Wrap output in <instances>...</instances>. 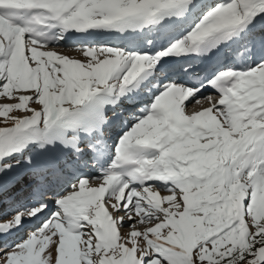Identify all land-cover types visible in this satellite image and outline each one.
I'll return each mask as SVG.
<instances>
[{"label":"snow or ice","instance_id":"obj_1","mask_svg":"<svg viewBox=\"0 0 264 264\" xmlns=\"http://www.w3.org/2000/svg\"><path fill=\"white\" fill-rule=\"evenodd\" d=\"M0 99V264H264V0H0Z\"/></svg>","mask_w":264,"mask_h":264},{"label":"bare ground","instance_id":"obj_2","mask_svg":"<svg viewBox=\"0 0 264 264\" xmlns=\"http://www.w3.org/2000/svg\"><path fill=\"white\" fill-rule=\"evenodd\" d=\"M100 40H103V41L105 42L104 38H100ZM112 42H114V43H119V41H112ZM69 43H72V42H69ZM52 50L57 51V52H60V53L65 54V55H68V56H78V55H74V54H72L71 52H72V51H75V50H71V49L55 48V49H52ZM73 58H74V57H73ZM75 58H76V57H75ZM205 94L207 95L208 92L206 91ZM206 105H208V102H207L206 100H204V101L201 102V104H195V105H193L192 107H190V108H189V111H190L191 109L193 110V108H194L196 111L201 110V108H202V107H206ZM94 183H98V181H96V182H94ZM165 194H167V193H162V195H165ZM0 248H1V247H0Z\"/></svg>","mask_w":264,"mask_h":264},{"label":"rangeland","instance_id":"obj_3","mask_svg":"<svg viewBox=\"0 0 264 264\" xmlns=\"http://www.w3.org/2000/svg\"><path fill=\"white\" fill-rule=\"evenodd\" d=\"M100 42L101 43H103L104 41L103 40H100ZM112 43H114V42H112ZM72 54H74V55H78V56H70V57H76V58H81V53H79L78 51H72L71 52ZM7 102H9V101H7V100H3V99H0V103H7ZM208 105H206V107H207ZM192 111H196L194 108H193V110L191 109L189 112H192ZM0 126H3V121H2V118H0ZM121 214H123V213H121ZM122 232H126V231H128V229H122L121 230ZM0 247L1 248H5L6 247V245L2 242V241H0Z\"/></svg>","mask_w":264,"mask_h":264}]
</instances>
